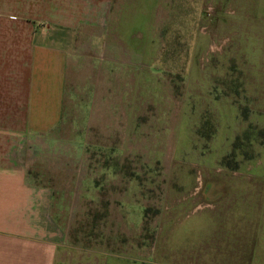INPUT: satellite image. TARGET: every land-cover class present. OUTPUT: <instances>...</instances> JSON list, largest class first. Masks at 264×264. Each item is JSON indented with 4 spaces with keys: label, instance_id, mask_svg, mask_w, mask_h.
<instances>
[{
    "label": "rangeland",
    "instance_id": "obj_1",
    "mask_svg": "<svg viewBox=\"0 0 264 264\" xmlns=\"http://www.w3.org/2000/svg\"><path fill=\"white\" fill-rule=\"evenodd\" d=\"M84 2L62 121L22 153L58 226L138 264H264L257 0Z\"/></svg>",
    "mask_w": 264,
    "mask_h": 264
},
{
    "label": "crops",
    "instance_id": "obj_2",
    "mask_svg": "<svg viewBox=\"0 0 264 264\" xmlns=\"http://www.w3.org/2000/svg\"><path fill=\"white\" fill-rule=\"evenodd\" d=\"M81 3L0 0V264H138L108 248L71 240L52 215V194L37 195L52 189L30 184L22 160L37 135L62 121L68 72L63 38L80 23L82 10L74 7ZM197 86L208 96V84ZM226 108L237 111L231 104ZM253 250L264 256V248Z\"/></svg>",
    "mask_w": 264,
    "mask_h": 264
},
{
    "label": "trees",
    "instance_id": "obj_3",
    "mask_svg": "<svg viewBox=\"0 0 264 264\" xmlns=\"http://www.w3.org/2000/svg\"><path fill=\"white\" fill-rule=\"evenodd\" d=\"M257 8L256 11L262 13V15H264V0H257L256 2ZM259 121L264 122V116L260 115L259 116Z\"/></svg>",
    "mask_w": 264,
    "mask_h": 264
}]
</instances>
